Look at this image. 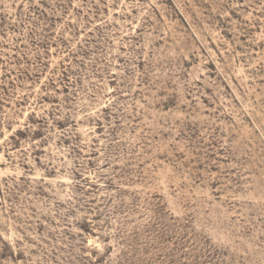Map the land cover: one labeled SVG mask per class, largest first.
Listing matches in <instances>:
<instances>
[{
  "label": "rangeland",
  "instance_id": "obj_1",
  "mask_svg": "<svg viewBox=\"0 0 264 264\" xmlns=\"http://www.w3.org/2000/svg\"><path fill=\"white\" fill-rule=\"evenodd\" d=\"M0 264H264V0H0Z\"/></svg>",
  "mask_w": 264,
  "mask_h": 264
}]
</instances>
